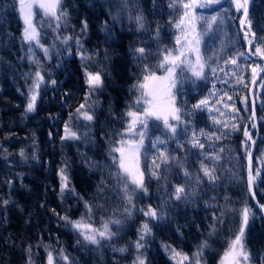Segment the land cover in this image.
Masks as SVG:
<instances>
[{
    "label": "trees",
    "instance_id": "1",
    "mask_svg": "<svg viewBox=\"0 0 264 264\" xmlns=\"http://www.w3.org/2000/svg\"><path fill=\"white\" fill-rule=\"evenodd\" d=\"M70 16V27L62 28L58 33L64 36L79 35L81 21L88 23V32L81 37L84 48L92 55V62L82 61L76 55L77 49L72 47V55L63 51L58 43L53 46L55 34L37 23V29L41 33L40 43L50 49L51 59H48L42 49L34 43V58L43 65L37 68L29 62L28 45L22 46L21 34L23 24L19 14L18 0H0V196L10 201L7 209L0 207V264H26V252L28 244H48V249L42 246L33 247L32 254L34 264H47V252L52 251L55 264H61L58 253L61 248L74 257L75 264H133L134 258L140 253L133 248V242L138 238V229L147 218L140 213L133 214L131 219H125L123 215V201L121 193L116 190V180L110 175L114 171L111 167H99V165H111V159L107 155L109 150V137L114 130H122L125 123L123 114L129 110L136 96L132 87L138 82L140 73L137 61L134 59L133 49L143 47L152 52V57L147 61L152 67L162 59L164 49H173L175 38L179 34L175 29V20L179 18V11L168 7L169 0H130L132 4H138L143 16L146 17L147 31L137 28L134 22L127 20L122 15L121 20L113 26L109 12L115 15L118 8L115 6L119 0H63ZM248 21L251 22L250 31L256 37H264V0H251ZM219 6L209 9H197V14H216ZM223 7L228 9L226 23L223 32L214 31L205 35L201 44V53L206 61L204 69L206 79H187L192 77L190 71L177 68V80L182 81L183 100L187 105L197 103L200 99L208 98L209 107L215 99L227 92L232 96L228 100L224 96L223 103L235 104L240 109L242 119L231 120V109H224L222 104L216 105L225 113L224 117H218L231 124L239 125L241 130L227 133L229 129H223L225 138L220 141L208 142L204 137L205 149L209 155L219 154V161H211L195 155L197 149H190L186 142L190 137L183 138V148L177 150L176 142L165 134L163 124L148 121L145 145L149 140L159 137L166 140L167 144L160 147L170 157H177L183 163L182 169H177L176 161H169V166L161 165L159 172L162 178L157 181H147L149 161L156 155L155 150L148 149L147 157L141 156L140 167L145 172L146 187L149 196L144 199L134 200L137 207L147 208L151 205L165 204L167 219L159 225L149 222L153 236L147 238L149 249L146 257L149 264H175L163 248V245H171L177 251L188 254L190 257L197 251L198 246L205 240L211 245L205 250L201 264H219L223 253L228 249L229 242L234 238V233L240 224V210L247 205L255 213L254 220L250 218L249 226L245 231V246L250 253L248 264H264V216L251 199L247 189L246 177V151L242 146L243 129L251 116V101L248 87L253 79L251 67H256V73L262 67L263 59L245 56L238 59V65L225 64L224 60L230 55L235 56L240 52L247 53V40L244 33L249 31L247 25L240 28L242 12H236L231 0H224ZM133 15L137 13L133 12ZM223 14V13H222ZM47 19V18H43ZM41 13L36 10L34 22L41 21ZM107 21L113 34V39H106L102 30V22ZM159 29V38H156V29ZM48 32L47 37L44 36ZM197 31H202L198 25ZM248 39H252L251 36ZM260 43L254 40L252 51ZM223 46V51L221 50ZM60 48L59 54L56 49ZM105 53L107 59H105ZM260 56V55H257ZM263 57L264 56H260ZM251 65V67H249ZM91 72L100 71L103 78L102 88L96 90L89 98V105L95 108L92 115L95 117L91 129L82 126L84 121L73 120L70 126L78 134L90 132L91 143L61 141L63 126L68 122L69 114L74 113L80 104L85 103V94L89 91L86 85L84 67ZM211 68H216L215 75ZM51 73V78L57 81L56 86L47 89L41 88V99L37 101V110L28 113L25 117L26 84L23 74L44 70ZM223 69V71H221ZM107 71V75L104 71ZM162 74L163 69H154ZM235 71L236 77L231 73ZM243 78L244 83L237 85L235 79ZM48 77L45 76V80ZM255 101L256 127L253 128L252 120L247 125L252 139L255 140L253 152V169L261 167V176L264 177V72L253 87ZM175 91V90H173ZM69 93L65 96L64 93ZM215 92L216 96L209 94ZM176 106L182 110L184 104L180 103V95L176 93ZM247 97V111H245L244 98ZM62 101L64 102L62 104ZM92 102H95L94 104ZM133 110L139 111V108ZM182 119H188L182 117ZM191 121L195 130L203 129L208 133L221 134L217 126L211 124V117L207 112L197 111L191 115ZM250 129V130H249ZM193 129H189L191 132ZM52 133L49 138V133ZM257 135V137H256ZM256 137V138H255ZM115 139L116 137H112ZM35 139L36 144L33 145ZM209 143L216 147L213 152ZM223 147L224 151L219 152ZM21 149L29 159L24 162L19 156ZM251 149V145L249 149ZM35 152L37 159H32ZM83 154V155H81ZM96 162L93 166L91 162ZM67 162V172L70 186L75 189V196L59 198L60 178L58 169ZM203 162L210 169H215L217 179L209 181L199 170ZM184 170L193 175L200 176V183L186 179L182 173ZM163 177H166L164 179ZM11 180V185L6 181ZM103 182V190L98 191V185ZM180 185L190 192L195 190V195H189L186 200L173 201L169 193H174V186ZM255 198L259 204H264V183L259 180L254 186ZM82 197V199H80ZM227 197V200L225 199ZM84 201L89 204L103 206V211L93 209L92 220L85 216ZM43 205V207H41ZM61 215H68L72 220L85 218L93 227H101V220L120 219L123 227L118 237L111 242L115 247H127L129 252L115 253L107 244L98 250L96 246H80L77 240L80 237L64 226L52 210ZM159 212L160 209L157 208ZM224 211V223L217 222ZM215 225L217 232L212 237L208 233ZM113 232L117 231L115 225H110ZM144 250L142 249L141 252ZM67 264V262H63Z\"/></svg>",
    "mask_w": 264,
    "mask_h": 264
},
{
    "label": "snow or ice",
    "instance_id": "2",
    "mask_svg": "<svg viewBox=\"0 0 264 264\" xmlns=\"http://www.w3.org/2000/svg\"><path fill=\"white\" fill-rule=\"evenodd\" d=\"M231 4L234 6L236 12H242L243 19L240 20L241 26L247 25L249 31L244 33V39L247 40L249 45L248 52H240L238 55L229 56L224 60V63L231 64L235 67H242L238 65V59L241 57L249 56H264V37H256L254 32L250 31L251 22L248 21L249 15V0H231ZM118 8V11L115 15L111 16L113 21V26L121 20L122 15L127 18L128 21L134 22L138 29L147 31L146 27V17L143 16L141 9L138 4H132L130 6V0H119V3L115 5ZM214 6H219L216 14L205 15L203 13L197 14V9H209ZM168 7L174 10L179 11L178 20L173 21L175 29L178 30L179 35L175 38V45L173 49H164V55L158 63L149 67L147 61L152 57V52L146 51L145 48L139 47L133 49L134 59L138 62L137 67L140 73L138 77V82L133 85L132 92L136 96V99L133 100L131 107L128 111L123 114V119L125 121L122 130H114L112 137H109V150L107 155L111 159V165H99V167H111L114 169L110 175L116 180L115 188L121 193V200L123 201V215L125 219H131L134 212L140 213L147 220L142 223L138 229V238L133 242V248L136 252L140 253L134 258L133 264H149L146 252L149 249L148 239L153 236L152 229L149 226V222L159 225L160 222L167 219L165 212L166 201L162 204L157 205V208L160 211H157V208L151 207L148 205L147 208L137 207L134 203V200L144 199L149 196L148 188L146 187V177L145 172L140 167L141 156L147 157L148 149L155 150L156 155L149 161L148 165V174L147 181L151 182L153 179L159 181L162 176L159 172L161 165L169 166V161H176L177 169L183 168V163L185 161H180L177 157H170L165 151H160V147L167 144L166 140H162L157 137L155 140H149V144L146 147L145 138L146 130L148 129V121L153 120L154 126L158 127L155 122H161L165 134L168 135L174 142H176L177 150L183 148V138L190 137L186 142L190 145L189 151L191 149H197L195 153L198 157H203L213 162L219 161L221 156L219 154L209 155L205 149V142L201 140V137H204L206 141H220L225 138V133L223 129H229L228 135L231 132H236L241 130L238 124H231L223 119L218 117H224L225 113L221 111L216 105L222 104L224 109H231L229 113L231 120L242 119L240 116V109L235 107V104L229 105L228 103H223L224 96H227L228 100H232V96L228 95L227 92L220 95L215 99L214 104L209 107V99L204 98L200 99L197 103L192 105H187L183 100V91H182V81L177 80L176 69H181V73L185 70L192 73V77L187 79H192L193 83L196 80H204L205 76V66L206 61L204 60L201 53V44L203 37L211 32L215 31L223 32V26L226 23V16L228 15V9L223 7V0H169ZM39 10L41 13L42 20L34 22V17L36 15L35 10ZM19 10L23 17V31L21 34L22 46L28 45V52L32 53L28 57L30 63L37 66V68H42L43 65L40 61L34 58L33 48L31 45L34 43L40 49H42L44 55L51 59L50 49L44 47L40 43L41 33L37 29V23H40L42 27L51 29L53 34H55V40L53 41V46L57 43L63 47V51L71 56L72 47L74 46L77 49L76 55L80 57L82 61L89 62V65L92 62V55L88 54V50L84 48L83 41L81 37H85L88 32V23L86 20L81 21L79 35L73 36H64L61 38L59 32L62 28L67 29L70 27V16L68 14L67 6L64 4L63 0H19ZM137 13L133 15L132 13ZM223 13V14H222ZM47 18V19H43ZM198 25L202 28V31H197ZM102 30L105 33L106 39H113V34L108 26L107 21L102 22ZM156 38H159V29L156 30ZM264 31V29H262ZM48 32L44 33V36L47 37ZM251 36L252 39H248ZM253 40H259L260 43L255 47V51H252L251 46ZM60 48H57L56 51L59 54ZM223 51V46H221ZM105 59H107V54L105 53ZM251 67V65H249ZM154 69H163L166 73L165 77H160L155 74ZM84 72L86 76V85L89 91L85 94V103H82L75 109L74 113L69 114L68 122H65L63 126V135L61 136V141H75L83 143H91L89 139L90 132L86 131L83 133H77L72 130L70 122L73 120L84 121L82 126L87 129H91L92 122H94L95 117L92 115V112L95 111V108L89 107L86 109L90 96L98 89L103 86V78L100 71L91 72L87 70V66L84 67ZM217 69L211 68V72L215 75ZM223 71V69H221ZM104 74L107 75V71H104ZM252 74V83L255 84L256 78V67H251ZM237 73L233 71L231 76L235 78ZM45 76L48 77L45 80ZM23 79L27 86L26 92L21 93L25 96V112L24 116L26 117L28 113H33L37 110V101L38 99L42 100L40 96L41 88L47 89L49 85L56 86L57 81L51 78V73L47 72L45 69L42 73L40 70H36L34 73H25L23 74ZM166 81L163 86V89L160 87V83ZM237 85L243 84V78L235 79ZM175 90V91H173ZM161 91L169 107L162 111L159 107V101L161 99ZM180 95V103L184 104L183 110L180 107L176 106L177 95ZM65 96H68L69 93H64ZM210 96H216L215 92L209 94ZM247 97L244 98L245 111H247ZM64 102L62 101V104ZM93 104L95 102H92ZM139 108V111L133 110ZM254 108V101H253ZM197 111L207 112L211 117V124L217 126L218 130L221 131L220 135L215 133L205 132L203 129H199L197 132L195 126L191 121V115ZM254 115V113H253ZM182 117H187L188 119H182ZM249 120L252 119L251 116L248 117ZM253 128L256 127L255 123L252 125ZM189 129H193L191 132ZM242 146L245 147L246 157L248 162L247 167V177L246 185L248 191L251 195L255 196L254 186L259 180L261 183H264V177L261 176V167H256L253 169V158L252 153L249 149L250 145H255V141L252 139L250 132L247 130V126L244 127ZM52 133H49V138H51ZM36 144L35 139L33 140V145ZM209 148L213 152L216 151L214 144L209 143ZM223 147L219 148V152H223ZM83 155V154H81ZM19 156L24 162H26L29 157L25 154V150L21 149ZM32 159H37L35 152L32 153ZM93 166H97L96 162H91ZM69 169V164L65 162L63 166L58 169V177L60 178V190L59 198L63 199L65 196L71 198L75 196L74 187L70 186L69 178L67 175ZM199 170L203 173V176L206 177L209 181H215L218 177L215 174V169H210L203 162L199 165ZM183 177L186 179L194 180L195 183H200V176L193 175L192 173L184 170L182 173ZM166 179V177H163ZM6 185H11L12 181H6ZM103 182L101 185H98V191L103 190ZM195 195V190H192L191 193L186 191L183 186L176 185L174 186V193H169L168 196L173 201L186 200L189 195ZM82 199V197L80 198ZM227 200V197H225ZM10 201L4 199L0 196V207H4L5 210L9 205ZM260 213H264V204H259ZM85 206V216L88 221L92 220L93 209L97 211H103V206L99 204H89L87 201H84ZM43 207V205H41ZM53 215L64 223V226L74 233H76L80 239L77 240V244L80 246L93 245L96 246L97 250L107 244L108 247L115 253H126L129 252L127 247H115L112 245L114 238L118 237L119 232L122 230L123 221L120 219H108L101 220V227L94 228L91 222H86L84 217H81L77 220H72L68 215H61L56 212L55 209L52 210ZM256 213L245 205L240 210V224L238 230L234 233V238L229 242L228 249L223 253L219 264H248L250 260V253L246 250L244 243L245 240V231L249 226L250 218L254 220ZM218 223H224V211L221 212L219 217H215ZM110 225H115L117 231L113 232ZM217 232L215 225L213 226L212 231L208 233L209 237H212ZM42 246L45 249H48L50 246L48 244L37 245L28 244L24 251L26 252V264H34L32 249L33 247ZM164 250L169 255L170 259L175 261V264H201V260L204 257V252L207 249L211 248V245L207 240L203 241L197 248V251L193 253L190 257L186 253L177 251L176 248L171 245H163ZM144 250L141 252V250ZM58 258L63 264H75V258L71 260L69 255L65 253L63 248L59 250ZM47 264H55V258L52 251L47 252Z\"/></svg>",
    "mask_w": 264,
    "mask_h": 264
},
{
    "label": "water",
    "instance_id": "3",
    "mask_svg": "<svg viewBox=\"0 0 264 264\" xmlns=\"http://www.w3.org/2000/svg\"><path fill=\"white\" fill-rule=\"evenodd\" d=\"M224 1V0H223ZM251 0H249V8H250V5H251ZM241 19H243V15H242V18ZM240 25V28L241 29H244V27L246 26H241V24H239ZM254 41V40H253ZM248 49H249V45H247V52H248ZM251 57H256V58H260V59H263V61H264V58L263 57H260V56H251ZM264 72V63H263V65H262V67L260 68V70L256 73V78H255V84H256V82L259 80V77L261 76V74ZM255 84H253L252 82L250 83V85H249V87H248V90H249V92H248V94H249V98H250V101H251V104H252V107H251V117H252V123H255V125L257 124V122H256V120H255V101H254V98H253V87H254V85ZM253 101H254V108H253ZM253 113H254V115H253ZM251 120H249L248 119V121H247V124H246V126L248 125V122H250ZM250 130V129H249ZM256 137H257V135H256ZM255 137V138H256ZM254 140V139H253ZM255 141V140H254ZM256 145V144H255ZM255 145H251V149H250V151H251V153H252V158H253V152H254V149H255ZM246 166L248 167V162H247V160H246ZM250 195H251V193H250ZM251 199H253V202H254V204L258 207V209H259V205L257 204V199L255 198V196L253 197L252 195H251ZM262 215L264 216V213H262Z\"/></svg>",
    "mask_w": 264,
    "mask_h": 264
},
{
    "label": "rangeland",
    "instance_id": "4",
    "mask_svg": "<svg viewBox=\"0 0 264 264\" xmlns=\"http://www.w3.org/2000/svg\"><path fill=\"white\" fill-rule=\"evenodd\" d=\"M18 3H19V0H18ZM36 11V10H35ZM19 14H20V16H21V21H22V24H23V17H22V14L20 13V10H19ZM36 16V15H35ZM35 18V17H34ZM23 27H24V24H23ZM179 35V34H178ZM177 70V69H176ZM155 74L157 75V76H160V77H165L166 76V73L165 72H163L162 74H159V73H156V71H155ZM158 83H160V87H161V89H163V86H164V84L166 83V81H163V82H158ZM159 107H160V109L162 110V111H164V110H166L168 107H169V105H168V103H167V100L165 99V97H164V95H163V92L161 91V99H160V101H159ZM249 123V122H248ZM95 228V227H94Z\"/></svg>",
    "mask_w": 264,
    "mask_h": 264
}]
</instances>
